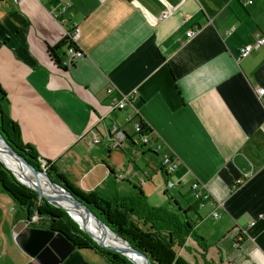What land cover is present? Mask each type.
I'll return each mask as SVG.
<instances>
[{"label":"crops","instance_id":"crops-1","mask_svg":"<svg viewBox=\"0 0 264 264\" xmlns=\"http://www.w3.org/2000/svg\"><path fill=\"white\" fill-rule=\"evenodd\" d=\"M67 1L71 7L60 12L59 0H0L1 107L18 141L40 164L101 199L129 197L136 188L148 201L150 183H173L163 196L190 208L195 233L216 242L217 261H209L264 264V94H257L264 89V46L239 57L254 34L264 37V0ZM74 27L81 55L70 62L63 42ZM56 47L58 62H70L65 69L49 56ZM132 92L122 110L110 109L112 97ZM128 118L142 120L161 145L155 177L143 159L154 152L136 149ZM118 122L122 147L109 148L108 128ZM164 155L177 160L171 175L161 167ZM193 184L202 198L183 207L171 191L192 197ZM213 212L220 215L214 221ZM16 216L0 189V264H37L15 233L20 222L37 223ZM210 219L203 231L201 222ZM185 246L198 256L191 241ZM61 264L105 260L75 249Z\"/></svg>","mask_w":264,"mask_h":264},{"label":"trees","instance_id":"trees-1","mask_svg":"<svg viewBox=\"0 0 264 264\" xmlns=\"http://www.w3.org/2000/svg\"><path fill=\"white\" fill-rule=\"evenodd\" d=\"M65 43L69 44L67 38L64 39L63 44ZM57 49L59 47L49 48V56L58 68L65 69L66 67L62 66L55 56ZM4 99L5 93L0 88L1 134L21 157L25 158L36 170L41 171L38 156L32 148L23 146L18 141L16 126L9 122L3 114L1 102ZM137 122L140 126V134L146 133L149 136L150 129L145 123L140 119ZM45 168V173L52 181L67 189L107 227L129 242L134 249L145 254L153 264H187L177 252L187 251L185 245L188 240L195 245L196 251H200L203 264H215L206 260L208 246L205 240L197 236L194 231L195 220L189 215L190 208H181L172 201L168 203V205L172 203L169 208L151 206L145 194L136 188L134 195L129 197L101 199L71 187L51 165L46 163ZM0 189L17 207L16 222L21 220L29 222L33 216H36L37 224H47L49 230L61 234L76 249H89L96 252L104 258L105 264H132L120 254L102 248L89 235L83 233L64 210L48 204L32 190L20 184L1 163ZM88 231L93 234L90 230Z\"/></svg>","mask_w":264,"mask_h":264},{"label":"water","instance_id":"water-1","mask_svg":"<svg viewBox=\"0 0 264 264\" xmlns=\"http://www.w3.org/2000/svg\"><path fill=\"white\" fill-rule=\"evenodd\" d=\"M4 149L8 154L12 155L15 160L26 170L33 175L45 176L49 182V186L41 187L37 181L31 182V180L26 176L27 174H18L11 168H9L5 162L0 158V163L6 168L14 178L26 188L32 190L39 198L44 199L48 204L64 210L72 220L79 226V229L89 235L94 241H96L102 248L107 249L111 252L120 254L125 257L132 264H136L130 257L141 259L144 264H153L142 252L134 249L129 242L123 239L121 236L113 232L109 227H107L86 205L76 199L67 189L58 183L52 181L45 172L38 171L32 167L25 158L21 157L16 150L5 140L4 136L0 132V150ZM45 174V175H44ZM25 178L23 180L21 177ZM43 191H48L56 199L67 202L72 205L74 211L80 216L82 214L91 217L93 223L101 231H108L114 239V243L118 245H107L104 239H100L91 234L88 230L81 227L79 223L74 219L71 213L64 207L56 204L50 200L47 196H44ZM16 240L20 248L32 259L35 260L37 264H61L67 257L76 249L75 246L65 239L61 234L55 233L52 230H39L35 228H26L23 222L17 224L15 229ZM104 240V241H103ZM122 245L123 249L119 248Z\"/></svg>","mask_w":264,"mask_h":264},{"label":"built area","instance_id":"built-area-1","mask_svg":"<svg viewBox=\"0 0 264 264\" xmlns=\"http://www.w3.org/2000/svg\"><path fill=\"white\" fill-rule=\"evenodd\" d=\"M61 4H63V7L60 8V12H64L66 10H68L71 7V4L69 1L67 0H59ZM247 4H251L252 1L251 0H246ZM169 16V12H164L161 15V20L166 19ZM196 30H192L191 31V35H193L195 33ZM68 39V47H67V55L69 57V61L71 62V60L75 57H78L81 55V51L78 49L77 47V41L79 39V30L78 28L74 27L71 28L68 33H67V37ZM264 46V37L259 34L256 33L253 35V41L251 44L243 46L242 48H240L239 50V57L240 59L246 58L252 50L263 47ZM66 63L64 66L66 67L67 65L70 64ZM111 90H108V93H111ZM135 94V92H132L131 94L128 95H121V96H115L111 98V102H110V109L111 110H122L130 101V99L133 97V95ZM257 94L258 96H262L264 94V89H259L257 90ZM132 121V118H128V122L130 123ZM133 124V128H134V134L137 136L140 144L142 146H146L148 148H150L151 150L154 151V153H158L161 149V145L156 144V142H154L153 140H151L149 138V136L146 133H142L140 134V126L139 123L137 121H135ZM264 128V127H263ZM108 134V146L109 148H121L122 147V141L125 138V134L120 131L119 129H117V127L113 124L110 129H108L107 131ZM100 142V139L98 137H96L92 143L93 144H98ZM43 167H45V165H42ZM161 167L162 169L169 175L173 174L176 170H177V160L174 156L172 155H164L162 157L161 160ZM175 184L171 183V182H167L166 183V190L171 189L172 187H174ZM198 188V184H193L191 186L192 192H193V197L195 199H200L202 198L201 194L198 192L197 190ZM212 217L214 219H218L220 217V215L217 212H213L212 213ZM260 219H263V216H259ZM37 217L33 216L30 221H26L25 223L27 225L30 224H34L37 223ZM254 225V223H251V226Z\"/></svg>","mask_w":264,"mask_h":264},{"label":"rangeland","instance_id":"rangeland-1","mask_svg":"<svg viewBox=\"0 0 264 264\" xmlns=\"http://www.w3.org/2000/svg\"><path fill=\"white\" fill-rule=\"evenodd\" d=\"M65 47L63 46L62 49H64ZM61 51V49L59 50ZM127 123V122H126ZM113 124H111L109 126L108 129H110V127L112 126ZM132 124L130 123H127V125H125V128H127V132L130 133L131 135H133L134 139L137 141V146H136V149H139L140 148V142L137 138V136L134 134V128H133V125L131 126ZM116 126L117 128H119V130L124 127L121 122H118L116 123ZM146 147V146H144ZM154 152V151H153ZM152 152V153H153ZM158 154V153H157ZM148 156H144L143 159H150L151 163H154V164H148V167H151L152 169L149 170V173L152 175V177H155L154 175H158V172H159V168H158V165H159V158H157V156H155V153L154 154H147ZM149 155H152L154 157H156L157 159H152L151 157H149ZM157 164V165H156ZM40 165V164H39ZM42 165H45V164H41V171L43 172H46V168L43 167ZM132 166V165H131ZM148 170V168H146ZM121 170V169H120ZM125 173H124V169L121 170V175L123 176ZM45 175V174H44ZM46 177V175H45ZM65 180L68 182V184L73 187L74 189L82 192L75 184V178L74 180H71V178L67 179L65 178ZM131 181V180H129ZM155 185V184H154ZM154 185L152 183L149 184L148 188L145 189V193L146 195H150L152 194L151 196H148V202L151 206H154V207H167V206H170L171 207V204L168 205V197L167 196H163L165 194V191H166V184H164V182L162 180H160V184L158 183L156 185V188L154 187ZM148 189V190H147ZM171 190V189H169ZM148 191V192H147ZM174 196L176 197V199L178 201L181 202L182 206L183 207H186L187 206V203H186V200L187 201H190V200H193V196L191 197L189 194L188 196H185V198H181L180 195L175 191H171ZM90 195H94L96 196L97 194L94 193V192H90L88 193ZM150 197V198H149ZM15 208L17 209V207L15 206ZM76 214V213H75ZM78 218V217H77ZM213 219V218H212ZM212 219L210 220H203L201 223H202V229L203 231L204 230H210L211 229V224L210 222H212ZM216 220V219H213V221ZM74 221V220H73ZM75 222V221H74ZM82 226V225H81ZM34 227H36V229H39V230H47L48 229V225L43 223V224H35ZM83 227V226H82ZM79 228V226H78ZM85 228V227H83ZM87 230H89L88 228H85ZM195 231V230H194ZM214 230H211L209 232V234H212ZM86 234V233H85ZM197 234V233H196ZM197 236H199L197 234ZM201 237V236H199ZM97 238H100V237H97ZM101 239V238H100ZM207 246H208V249H207V252H206V260L209 261L210 259L213 260V261H217V246H214L216 242H213V240L209 239V240H206L205 241ZM211 248V249H210ZM198 252V256L196 254H194L193 251H190V250H185V252L183 253H180V252H177V254L187 263V264H203V261H202V258L200 256V251H197ZM194 259H196L197 261H193ZM194 262V263H193ZM217 264V263H215Z\"/></svg>","mask_w":264,"mask_h":264},{"label":"bare ground","instance_id":"bare-ground-1","mask_svg":"<svg viewBox=\"0 0 264 264\" xmlns=\"http://www.w3.org/2000/svg\"><path fill=\"white\" fill-rule=\"evenodd\" d=\"M0 158L5 162V164L17 172L19 175L20 174H27L26 176L31 180V182L37 181L39 186L43 187L44 186H49V182L45 176L42 175H33L29 172H26L24 168L15 160V158L8 154L4 149L0 150ZM21 177L23 180H26L25 178ZM44 196H47L50 200L55 202L56 204L60 205L61 207L66 208L71 215L74 217V219L83 227L88 228L96 237H100L101 239L105 240V244L107 245H118L119 242L114 243L113 236L108 232V231H101L97 226L93 223L92 219L88 215L82 214L81 216L76 213L72 207L71 204L61 201L59 199H56L52 194H50L48 191H43L42 193ZM76 213V214H75ZM78 217V218H77ZM103 240V241H104ZM122 245H119V248L122 250L123 247ZM136 264H144L141 259H136L133 257H130Z\"/></svg>","mask_w":264,"mask_h":264},{"label":"flooded vegetation","instance_id":"flooded-vegetation-1","mask_svg":"<svg viewBox=\"0 0 264 264\" xmlns=\"http://www.w3.org/2000/svg\"><path fill=\"white\" fill-rule=\"evenodd\" d=\"M47 230H49V229H47Z\"/></svg>","mask_w":264,"mask_h":264}]
</instances>
